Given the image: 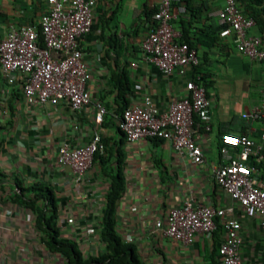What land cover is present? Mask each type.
I'll return each mask as SVG.
<instances>
[{
  "label": "crops",
  "instance_id": "obj_1",
  "mask_svg": "<svg viewBox=\"0 0 264 264\" xmlns=\"http://www.w3.org/2000/svg\"><path fill=\"white\" fill-rule=\"evenodd\" d=\"M159 1L96 0L91 30L80 47L89 73L86 88L91 100L106 110L100 125L94 123L92 104L77 112L63 103L26 105L21 75L7 80L0 74V264H71L61 251L44 242L47 235L37 227V208L51 219L58 239L74 243L85 259L97 256L103 242L83 240L79 229L68 232L64 218L100 213L110 176L116 171L122 173L123 193L115 209V228L122 240L133 245L140 264H219L218 246L224 231L218 220L211 234L197 233L188 245L164 238L154 229L156 220L188 198L216 208L235 206L234 215L241 223L242 261L264 264V231L259 220L245 217L213 179L222 135L257 138L262 124L247 122L241 115L261 102L264 90V62L248 60L236 52L229 38L218 35L214 11L221 0H181L186 11L176 13L174 20V27L196 49L197 71L204 76L211 104L210 131L196 122L193 134L204 163L193 164L165 140L129 144L116 128L115 115L123 106L140 104L149 96L156 106L165 108L172 98L185 93L188 76H163L142 59L140 42ZM259 6L264 7V0ZM45 9V0H0V34L11 24L36 22ZM251 33L256 35L254 27ZM94 133L100 135L103 151L83 184V199L74 189L69 170L56 163V156L62 143L83 145ZM31 201V205L25 203Z\"/></svg>",
  "mask_w": 264,
  "mask_h": 264
},
{
  "label": "built area",
  "instance_id": "obj_2",
  "mask_svg": "<svg viewBox=\"0 0 264 264\" xmlns=\"http://www.w3.org/2000/svg\"><path fill=\"white\" fill-rule=\"evenodd\" d=\"M214 11L219 25L218 35L229 38L237 53L253 62L264 60L261 38L251 33L254 21L239 0H221ZM46 9L36 22L11 24L0 34V74L10 80L22 77V98L28 106L63 103L72 112L92 104L94 123L100 125L106 110L99 101H92L86 88L87 65L80 47L81 39L92 27L96 0H45ZM179 0H160L151 14V26L140 42L143 61L163 76L177 73L185 80V93L172 98L159 108L149 96L137 105H128L115 115L116 128L129 144L145 139L168 141L178 155H187L193 164L202 165L204 157L193 138L195 123L210 131V100L206 96L205 79L196 49L181 39L174 27L176 13H184ZM134 65V64H133ZM263 99L248 113L247 122H260L262 129L255 139L249 134H224L220 137L219 165L213 169L216 185L229 195L245 217L257 218L264 231V178L250 161H264V90ZM196 120V122H195ZM103 151L100 135L94 133L83 145L62 143L56 163L69 170L74 189L83 199V184L92 168L94 156ZM108 189H106L107 191ZM105 191V192H106ZM235 206L216 208L186 199L180 207L171 208L154 229L162 237L191 244L197 233L209 235L217 228L224 231L218 246L219 264H244L240 255L241 223L234 215ZM102 211L93 217L66 215L64 228L80 230L83 240L99 238ZM128 241H130L128 239ZM90 254H94L92 251Z\"/></svg>",
  "mask_w": 264,
  "mask_h": 264
},
{
  "label": "trees",
  "instance_id": "obj_3",
  "mask_svg": "<svg viewBox=\"0 0 264 264\" xmlns=\"http://www.w3.org/2000/svg\"><path fill=\"white\" fill-rule=\"evenodd\" d=\"M239 2L242 5L243 11L253 19V27L256 31V35L261 38L264 49V7L259 6L261 0H239ZM181 39L190 45L183 31L181 32ZM262 62H264V60ZM196 70H198V68H196ZM123 82L125 83V81ZM125 107L126 105L123 106L122 109ZM98 156H100L99 153L95 154L94 160ZM250 164H254L261 172V177L264 178V161L257 164L250 161ZM110 177L109 188L104 195V206L99 229V238L103 242L104 247L95 257H88L85 259L78 252L74 243L58 239V231L52 225L51 219L45 218L44 209H36L37 227L47 235V239H45L44 242L50 249L61 251L71 264H140L133 245L122 240L115 228V209L123 193L122 173L116 171L112 173ZM47 198L50 200L48 195ZM25 203L29 205L33 204L32 201Z\"/></svg>",
  "mask_w": 264,
  "mask_h": 264
}]
</instances>
